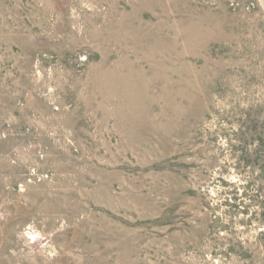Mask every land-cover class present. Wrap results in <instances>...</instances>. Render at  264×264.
Returning <instances> with one entry per match:
<instances>
[{
	"label": "rangeland",
	"instance_id": "rangeland-1",
	"mask_svg": "<svg viewBox=\"0 0 264 264\" xmlns=\"http://www.w3.org/2000/svg\"><path fill=\"white\" fill-rule=\"evenodd\" d=\"M0 264H264V0H0Z\"/></svg>",
	"mask_w": 264,
	"mask_h": 264
}]
</instances>
